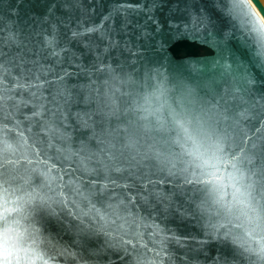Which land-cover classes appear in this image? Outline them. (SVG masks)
<instances>
[{"label":"water","instance_id":"water-1","mask_svg":"<svg viewBox=\"0 0 264 264\" xmlns=\"http://www.w3.org/2000/svg\"><path fill=\"white\" fill-rule=\"evenodd\" d=\"M0 264H264L261 0H0Z\"/></svg>","mask_w":264,"mask_h":264},{"label":"bare ground","instance_id":"bare-ground-1","mask_svg":"<svg viewBox=\"0 0 264 264\" xmlns=\"http://www.w3.org/2000/svg\"><path fill=\"white\" fill-rule=\"evenodd\" d=\"M261 2L263 3V5H264V0H261Z\"/></svg>","mask_w":264,"mask_h":264}]
</instances>
